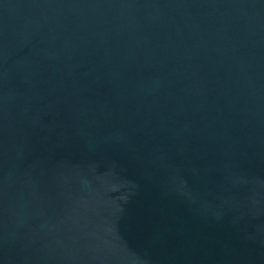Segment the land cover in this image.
<instances>
[{"label": "water", "instance_id": "obj_1", "mask_svg": "<svg viewBox=\"0 0 264 264\" xmlns=\"http://www.w3.org/2000/svg\"><path fill=\"white\" fill-rule=\"evenodd\" d=\"M0 264H264V0H0Z\"/></svg>", "mask_w": 264, "mask_h": 264}]
</instances>
